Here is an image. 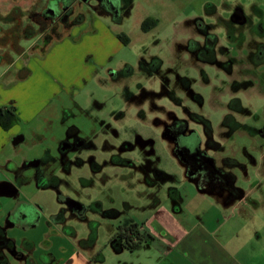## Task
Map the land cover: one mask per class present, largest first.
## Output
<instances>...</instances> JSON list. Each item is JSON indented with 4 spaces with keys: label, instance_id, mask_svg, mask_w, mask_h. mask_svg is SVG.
Returning a JSON list of instances; mask_svg holds the SVG:
<instances>
[{
    "label": "rangeland",
    "instance_id": "rangeland-1",
    "mask_svg": "<svg viewBox=\"0 0 264 264\" xmlns=\"http://www.w3.org/2000/svg\"><path fill=\"white\" fill-rule=\"evenodd\" d=\"M12 2L19 3L20 10H12V22L2 24L0 32V54H3L0 105L10 106L14 102L22 109L26 97L41 94L43 107L25 123L17 117L16 136L25 133V141L17 147L10 146L9 151L25 154L29 162L46 153L56 156L65 137L81 139L90 146L69 158L70 168L55 172L62 180L59 194L38 190L33 182L21 187V201L29 204L22 210L29 215L22 220L23 228L14 226L8 236L29 237L40 247L52 230L46 222L60 208L56 197H74L85 201L86 206L99 204V209L88 211L84 220L67 216V229L76 233L77 243L91 237L95 254H101L103 264H129L135 260L134 254L116 253L112 249L115 229L128 220L139 222L158 200L171 203L174 197L171 189L180 187L179 182L184 179L182 166L171 155L160 129L153 125L154 120L163 119L169 112L181 116L187 109L206 117L217 139L225 130L222 122L229 114L248 127L264 126V66H254L248 59L254 43L263 41L250 27L255 31L254 7L262 12L264 24V0H121L117 8L98 7L89 0L75 5V14H83L84 22L62 39L52 41L44 51H41V39L20 38L25 27L36 25L47 0ZM235 5H240L252 20L250 27L235 26L233 35H244V41L238 43L227 37V21ZM6 7L3 4L0 13H6ZM209 8H214L215 14H205ZM193 17H202L205 24H212V33L219 36L218 46L229 50L226 53L224 49L217 58L222 62L232 59L231 65L219 69L196 61L177 47L184 45V38L200 40L192 25L185 24ZM120 35L127 39L125 44ZM125 66H129L130 74H119L126 71ZM153 68L158 69L149 75L147 69ZM26 70L29 75L24 80L18 79L17 75H23ZM114 73L119 74L116 79L112 77ZM184 78L189 92L202 98V105L192 100L181 81ZM141 92H152L155 96L139 104ZM126 93L131 95L129 100ZM231 100H238L247 113L229 110ZM28 112L25 109V114ZM72 128L77 133L68 136ZM191 128L197 130L202 140L201 126L191 123ZM138 138L149 141L146 148L139 145ZM182 142L196 144L198 138L192 135ZM127 143L132 145L131 149H125ZM221 143L226 147V151H221L222 156H233L237 163L232 171L237 185L243 186L245 172L259 165L264 137L239 130ZM122 160L131 161L134 168L118 162ZM146 160L153 163L151 167L172 174L173 178L158 180L155 185L146 183L147 178H154L150 171L139 168L146 165ZM92 163L96 165L95 172ZM32 174L33 169H27L25 175L31 178ZM35 205L42 211L35 209ZM3 215L2 210L0 223ZM64 239L71 242L72 238L51 233L49 242L55 247L59 243L67 245ZM10 262L18 264L15 260Z\"/></svg>",
    "mask_w": 264,
    "mask_h": 264
},
{
    "label": "crops",
    "instance_id": "crops-1",
    "mask_svg": "<svg viewBox=\"0 0 264 264\" xmlns=\"http://www.w3.org/2000/svg\"><path fill=\"white\" fill-rule=\"evenodd\" d=\"M12 1L14 0H0V9L3 4L7 5L4 9L6 12L12 7L19 6V3ZM23 66L26 68V65ZM40 96L41 94L32 98L26 97L25 107L22 109L14 102V104L10 103V106L14 107L17 117L25 123L43 107V103L39 100ZM3 104L0 107H6ZM25 109L29 110L26 114ZM32 109L35 110L31 111ZM17 132V125L8 131L0 128V182L12 180L9 175L1 173V169L8 164L21 169L27 161L25 154L20 155L18 151H9L10 146L17 147L25 141V133H22L23 141H14ZM215 155L211 156L215 158L218 170L226 172L227 170L219 163L222 155L218 153L219 158ZM259 159L258 166L252 171L245 172L243 186L237 185V178L231 171L234 179L228 188L241 196L230 201L223 199V192H221L224 188L223 184H216L214 188L217 189L211 190L184 178L179 182L180 187L174 186L181 197L176 208L169 202L158 200L152 205L146 217L140 218L139 222H134L140 225L146 240L136 250L130 252L134 254L135 260L129 264H264V153ZM22 176H25V172ZM31 182L35 183L33 180ZM24 185L25 182L17 187L16 194L14 192L0 193V202L3 205L0 215L10 203L21 202V187ZM35 186L38 190L55 191L51 187L37 186L36 183ZM215 191L220 192V195H217ZM13 228L14 226L5 227V237L10 239L20 252L25 254L30 250L33 258L37 253H45L55 259L54 262L45 260L35 264H103V258H94V245L77 243L76 233L75 235L63 233L59 222L51 221L52 230L40 242V247H37L35 241L29 237L8 236V231ZM51 233L73 240L68 242L64 239L67 245L59 243L58 247H55L49 242ZM123 251L126 250L121 249L115 252ZM18 264L26 263L21 259L18 260Z\"/></svg>",
    "mask_w": 264,
    "mask_h": 264
},
{
    "label": "flooded vegetation",
    "instance_id": "flooded-vegetation-1",
    "mask_svg": "<svg viewBox=\"0 0 264 264\" xmlns=\"http://www.w3.org/2000/svg\"><path fill=\"white\" fill-rule=\"evenodd\" d=\"M89 0H78V4H81L82 2H88ZM95 2L94 5H97L98 7H108V6H115L117 8L119 2L121 0H90ZM254 10V8H253ZM206 14V12H205ZM215 12L210 13L209 15H213ZM257 23L259 22V19L257 16ZM251 19L244 14V11L240 5H235L232 10L230 11V16L228 19V29L229 33L227 34V37L229 41L231 42H243L244 41V35L239 34L237 37L234 36V32L236 31L235 26H239V29L243 27H250ZM217 22V21H216ZM186 25L189 26L192 25L194 30L198 33V37L201 40L193 39V38H184V45L177 46L179 49L183 48L188 54L192 55L193 58L196 61L206 63L202 61L201 59L204 56L212 57L213 62L211 65H214L218 67L219 69H222L232 64V59H227V61H219L218 54L221 53L224 49L225 52L228 53V48L218 46L219 36H217L215 33H212V24H205L202 17H193L190 20H187L185 22ZM257 25H255L256 27ZM253 26L250 27L251 32L254 34V28ZM261 28V27H260ZM256 28L255 30H257ZM263 31V30H261ZM240 40V41H239ZM264 40V37H263ZM207 42H211L212 45H207ZM179 44V43H178ZM180 44H182L180 42ZM209 47V48H208ZM208 48V49H207ZM209 64V63H208ZM146 70V69H145ZM149 71V75L153 74L151 70ZM146 71V73H147ZM116 73L113 74V78L116 77ZM185 82V83H184ZM182 81L185 89L189 92V84L188 82L184 80ZM162 83H165L163 80ZM162 88L164 89L165 86L163 85ZM166 93L168 94V91L166 90ZM164 94V92H163ZM191 98L193 101H196L199 103V105H202V98L196 94L189 92ZM170 95V93H169ZM197 95L201 99H195L194 96ZM155 94L152 92H141V95L139 99L137 100L138 103H142L147 98L154 97ZM173 99L174 96L171 95ZM179 103V101H176ZM154 108H157L153 105ZM199 116L194 113L189 112L187 109L183 110V114L181 116L176 115L173 112L166 113V116L163 119H155L153 122V125L160 129L161 131V137L162 139L167 143L171 155L175 158H177L178 162L182 166L184 170V178L187 181H193L196 185L203 187L206 186L208 189L216 190L217 188H214L216 184H223L224 188H219L223 192V199L225 201L233 200L237 197H240L241 195H237L232 190H230L228 187L231 184V182L234 179V176L231 174V171L234 169V166L237 164L235 160H233V157L229 156H222L219 161L223 168L227 170L226 172H222V170H218L217 166L215 165V158L211 155L213 154H221L226 151V147L223 146L221 143L222 140L226 141L228 140L232 134L236 131L234 129L229 128V130H224L221 133V137L218 139L214 137L213 131L207 130L201 123ZM191 123L201 126L202 128V140L199 136V133L195 128H191ZM245 125V124H242ZM264 127V126H263ZM76 132V129L72 128L68 131V136H74ZM196 136L198 138V142L195 144H188L187 142H182L183 138L190 137V136ZM15 142L23 141V136L19 135L16 136L14 139ZM139 145H141L143 148H146L149 144V141H144L141 139H137ZM221 141V142H220ZM90 146L89 143H86L85 141L74 138H68L65 137L63 141L59 143L58 147V154L56 156H50L48 153L44 154L43 157L32 160V161H25V164L21 169L11 167V165H7L4 169H1V173L9 175L12 180H2L0 182V193H17V187H20L22 183L25 182V184L31 182L32 180L35 181L37 186L40 187H51L55 190L56 193L59 194V186L62 184V180L56 176L55 172L58 170L65 171L66 169L70 168L71 161L69 158L73 156V154H77L81 152L82 148H86ZM124 146H126L125 149H131L132 145L127 143ZM208 150V151H207ZM210 153V154H208ZM148 156V155H147ZM146 156V158H147ZM91 160V158H90ZM153 163L149 161L144 167H139L141 170L148 172L150 171L152 180H149L147 178V182L149 184L155 185L158 181L159 174H158V168L151 167ZM123 165H127L130 168H134L133 163L125 162ZM33 169L32 177L22 176V174L27 169ZM92 171H96V165L91 164ZM14 189V190H12ZM12 190V191H11ZM172 194H174V197L170 199L171 205L173 207H177V204H179L181 197L179 195V192L176 187L173 186V189H171ZM217 195H220L218 192L215 191ZM170 194V193H169ZM57 203L59 204L60 208L57 213L50 215L48 221L46 222L47 225L50 227L51 221L52 222H59L61 225V230L64 233H71L72 235H75L74 231L71 229H67V216L69 217H76L77 219L84 220L85 214L88 211L96 212L99 209V204L94 203L91 204V206H86L84 204L85 201L79 200L74 197H65L62 198L61 195L56 197ZM27 203L25 202H17L10 203L9 206L5 209L4 215L1 218L2 223H0V264H11V260H25L26 264H35L40 263L43 261L48 262H54L55 259L51 257L48 254L45 253H37L35 254V258H33V255H31V251L28 250L25 254L24 252H20L18 249L15 248L13 242L10 239H7L5 237V227H12V226H18L23 227L21 216L24 210L22 208L28 207ZM35 209L42 211V208L38 205L33 206ZM3 208V205H1L0 202V209ZM38 212V211H37ZM33 226V225H29ZM117 230V228H116ZM115 233L113 234V236ZM111 240H114V243H116L115 238H111ZM118 241L122 242L121 239H118ZM81 243H88L89 245H93V239L91 237L87 238L85 241H81ZM118 243V242H117ZM116 243V244H117ZM95 259H102L100 253H96L94 255Z\"/></svg>",
    "mask_w": 264,
    "mask_h": 264
},
{
    "label": "trees",
    "instance_id": "trees-1",
    "mask_svg": "<svg viewBox=\"0 0 264 264\" xmlns=\"http://www.w3.org/2000/svg\"><path fill=\"white\" fill-rule=\"evenodd\" d=\"M75 5H78V0H47L46 7L38 15L40 19H37V21L35 22L36 25L34 26L31 25L30 29L25 27V29L21 33L20 39L30 40L33 38H39L42 40L41 51L46 50V48L50 45L52 41L62 39L66 34L69 33V31L73 27L79 26L84 22L85 17L83 14L81 13L75 14ZM12 10L19 11L20 9L19 7L17 8L15 6L6 13H0V32L2 29V24H7L10 21L12 22V18H11ZM213 10L214 8L212 9L209 8V11L205 10V12L206 14H210L211 12H213ZM254 13L259 19H261L262 12L258 8L254 7ZM256 25H257L256 28L258 29L254 31V34L257 35L259 38H262L263 40L264 24L261 22V20H259L258 24ZM119 39L123 44L127 42V39L123 35H120ZM254 44H255L254 49L249 53L248 59L250 63L254 66H264V40L262 42H256ZM208 45H212L211 42H207L206 46ZM201 60L209 64H212L213 62V58L208 56H204ZM2 62H3V54H0V64H2ZM124 68L126 69V71L122 70L118 73L129 75L131 72L129 66H125ZM157 69L158 68L151 69L152 73H154ZM143 70L145 71V69ZM118 73H116L115 75L119 76ZM28 75H29V71L26 70L23 75L20 76L17 75V78L23 80ZM184 80L186 81V83L188 82L185 78L183 80L181 79V81L183 82ZM125 96L127 100H129L131 97L129 93H126ZM194 98L201 99L197 95H195ZM236 101L231 100L229 102L228 105L229 110L237 114L247 113L245 109L240 107L238 100ZM199 118H200V123L207 130H211L210 121L204 116H199ZM17 122H18V118L14 107L6 106L0 108V128L3 131H8L14 125H16ZM222 125L223 128H225V130H229V128H231L236 131L241 130L252 136L256 134L258 136L264 137V127L260 129H254L248 127L247 125H242V123L236 121L233 114L226 115L223 119ZM118 162H120V164H124L123 160ZM158 174H159V178H158L159 181H163L162 179L170 180L173 178L171 175L160 170H158ZM140 229H141L140 225L134 223L132 220L125 221L123 224L118 226L115 235L113 236V239L115 238L116 243L118 242L117 244L113 243L114 250L116 252H118L121 249H124L129 252L136 250L146 240V236L141 232ZM118 239L122 240L121 244L118 241Z\"/></svg>",
    "mask_w": 264,
    "mask_h": 264
},
{
    "label": "water",
    "instance_id": "water-1",
    "mask_svg": "<svg viewBox=\"0 0 264 264\" xmlns=\"http://www.w3.org/2000/svg\"><path fill=\"white\" fill-rule=\"evenodd\" d=\"M28 215H29V213H28L27 211H25V212H23L21 218H22V219H25V217H27ZM111 246H112V249L114 250V248H113V243H111ZM116 247H117V246H116ZM114 251H115V250H114Z\"/></svg>",
    "mask_w": 264,
    "mask_h": 264
}]
</instances>
